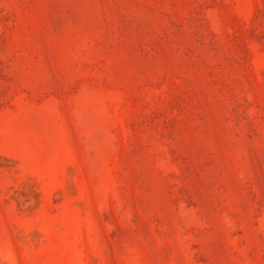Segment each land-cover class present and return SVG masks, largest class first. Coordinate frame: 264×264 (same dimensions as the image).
<instances>
[{
	"label": "rangeland",
	"instance_id": "obj_1",
	"mask_svg": "<svg viewBox=\"0 0 264 264\" xmlns=\"http://www.w3.org/2000/svg\"><path fill=\"white\" fill-rule=\"evenodd\" d=\"M0 264H264V0H0Z\"/></svg>",
	"mask_w": 264,
	"mask_h": 264
}]
</instances>
